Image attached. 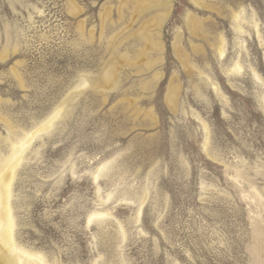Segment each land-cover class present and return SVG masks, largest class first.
Wrapping results in <instances>:
<instances>
[{"label": "rangeland", "instance_id": "1", "mask_svg": "<svg viewBox=\"0 0 264 264\" xmlns=\"http://www.w3.org/2000/svg\"><path fill=\"white\" fill-rule=\"evenodd\" d=\"M26 136L43 264H264V0H0L1 174Z\"/></svg>", "mask_w": 264, "mask_h": 264}, {"label": "bare ground", "instance_id": "2", "mask_svg": "<svg viewBox=\"0 0 264 264\" xmlns=\"http://www.w3.org/2000/svg\"><path fill=\"white\" fill-rule=\"evenodd\" d=\"M49 129L50 123H47L41 126L31 137ZM29 143L30 140L26 136L17 146L13 145L10 159L4 164L7 174H1L3 170L0 172V264H43L39 256L32 255L15 246L13 221L9 207L10 185L14 176V170L21 161L22 154Z\"/></svg>", "mask_w": 264, "mask_h": 264}]
</instances>
